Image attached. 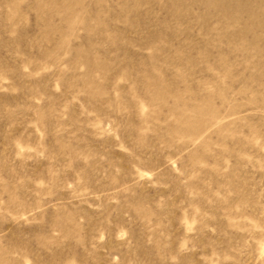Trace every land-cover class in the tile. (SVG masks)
Listing matches in <instances>:
<instances>
[{
  "label": "rangeland",
  "instance_id": "rangeland-1",
  "mask_svg": "<svg viewBox=\"0 0 264 264\" xmlns=\"http://www.w3.org/2000/svg\"><path fill=\"white\" fill-rule=\"evenodd\" d=\"M0 264H264V0H0Z\"/></svg>",
  "mask_w": 264,
  "mask_h": 264
},
{
  "label": "bare ground",
  "instance_id": "bare-ground-1",
  "mask_svg": "<svg viewBox=\"0 0 264 264\" xmlns=\"http://www.w3.org/2000/svg\"><path fill=\"white\" fill-rule=\"evenodd\" d=\"M255 21V20H254ZM81 173V172H80ZM90 182V181H89ZM68 219V218H67Z\"/></svg>",
  "mask_w": 264,
  "mask_h": 264
}]
</instances>
